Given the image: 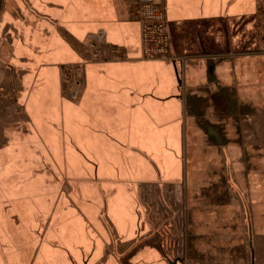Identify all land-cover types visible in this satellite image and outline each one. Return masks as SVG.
<instances>
[{"label": "crops", "instance_id": "crops-1", "mask_svg": "<svg viewBox=\"0 0 264 264\" xmlns=\"http://www.w3.org/2000/svg\"><path fill=\"white\" fill-rule=\"evenodd\" d=\"M159 2L172 52L183 61L141 60L133 1L36 0V14L28 10L21 30L24 54L10 57V79L0 74L22 97L19 107L39 156L55 159L57 188L74 187V165L83 159L86 184L94 187L95 179L98 189L112 192L97 201L105 207L103 227L92 225L91 215L85 222L74 211L63 216L77 223L91 247L64 241L47 252V264H195L187 255L166 259L141 190L185 191L179 200L189 210L186 253L195 259L213 252L203 239L229 222V208L245 221L251 176L264 181V0ZM16 61L26 68L19 82ZM81 62L85 86L75 101L61 85L60 67ZM231 143L242 148L232 151ZM251 159L259 161V173ZM236 236L246 237L245 230ZM247 236L248 250H239L243 264L255 258L251 226ZM96 238L99 246L92 245Z\"/></svg>", "mask_w": 264, "mask_h": 264}, {"label": "rangeland", "instance_id": "rangeland-1", "mask_svg": "<svg viewBox=\"0 0 264 264\" xmlns=\"http://www.w3.org/2000/svg\"><path fill=\"white\" fill-rule=\"evenodd\" d=\"M35 1L0 0V74L7 79L13 75L10 57L17 56L18 60L24 54L20 46L24 36L21 30L26 27L25 17L28 10L33 15L36 14L32 3ZM263 14L260 15L261 19L264 18ZM260 52L264 53V43ZM20 63H15L17 82L21 81L20 76L26 70L25 65H19ZM83 65L84 62L60 67L61 85L69 98L75 101L81 98L85 86ZM181 80L180 75L179 82ZM9 82L7 80L5 85L0 78V264H24V258L26 264H47L52 257L47 252L58 245H66L64 241L75 246L91 247L90 241L82 234L77 223H66L63 216L74 211L75 218L81 217L85 222V217L91 215L94 221L91 224L100 228L101 217H105L106 213L105 207L99 208L97 201L101 196L104 200L112 192L98 189L99 181L97 180L96 185L95 179H92V184L96 187L86 184L87 174L80 170V160L83 159H77L74 165L77 172L74 187L57 188L55 183L62 179L51 172L57 163L51 157H40L41 151L36 143L29 140L31 135L27 133L28 127L24 121L26 117L20 108L23 104L20 101L22 97L17 92H10ZM236 147L242 148L233 144L231 150H236ZM10 148L12 154L9 156ZM250 164L257 168V173L262 169L256 159H251ZM251 177L248 183L250 188L246 190L248 204L244 206L245 221L235 220L229 208V222L221 225L220 229L216 224L209 229V232H215L216 237L203 239L205 242H212L213 252L207 253V258L197 254V258L192 259L186 253L190 245L189 210L185 202L183 204L179 200L185 196V191L180 188L142 189V207L151 218V229L162 253L165 251L163 245L169 251L166 259L170 258L169 262L174 263L189 256L191 263L195 264H243V254L239 250L243 247L248 250L250 239L247 235L251 226L255 262L264 264V181H260L259 174ZM241 230H245L246 237L236 236ZM198 240L202 239L198 237ZM92 245L99 246V240ZM196 246L200 247V242ZM249 256L248 253L245 255L246 263ZM80 260L83 262L84 259ZM85 261L89 263L87 257ZM93 263L91 261L89 264Z\"/></svg>", "mask_w": 264, "mask_h": 264}, {"label": "built area", "instance_id": "built-area-1", "mask_svg": "<svg viewBox=\"0 0 264 264\" xmlns=\"http://www.w3.org/2000/svg\"><path fill=\"white\" fill-rule=\"evenodd\" d=\"M136 4L140 26V50L143 61H183L172 52L165 6L159 0H127ZM102 57V52H97Z\"/></svg>", "mask_w": 264, "mask_h": 264}, {"label": "water", "instance_id": "water-1", "mask_svg": "<svg viewBox=\"0 0 264 264\" xmlns=\"http://www.w3.org/2000/svg\"><path fill=\"white\" fill-rule=\"evenodd\" d=\"M251 264H255L254 253L252 254V262H251Z\"/></svg>", "mask_w": 264, "mask_h": 264}, {"label": "flooded vegetation", "instance_id": "flooded-vegetation-1", "mask_svg": "<svg viewBox=\"0 0 264 264\" xmlns=\"http://www.w3.org/2000/svg\"><path fill=\"white\" fill-rule=\"evenodd\" d=\"M1 2H2V0H1Z\"/></svg>", "mask_w": 264, "mask_h": 264}]
</instances>
